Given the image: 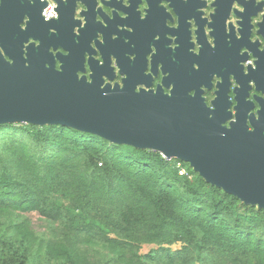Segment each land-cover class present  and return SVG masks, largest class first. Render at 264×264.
I'll list each match as a JSON object with an SVG mask.
<instances>
[{"label":"trees","instance_id":"1","mask_svg":"<svg viewBox=\"0 0 264 264\" xmlns=\"http://www.w3.org/2000/svg\"><path fill=\"white\" fill-rule=\"evenodd\" d=\"M33 214L55 226L47 236L34 230ZM144 246L159 248L143 255ZM204 256L205 264H264V210L159 152L61 125L0 126V264H197Z\"/></svg>","mask_w":264,"mask_h":264},{"label":"water","instance_id":"2","mask_svg":"<svg viewBox=\"0 0 264 264\" xmlns=\"http://www.w3.org/2000/svg\"><path fill=\"white\" fill-rule=\"evenodd\" d=\"M27 1L32 18L23 37L0 42V126L61 125L116 145L159 152L188 164L207 184L245 206L264 210V121L252 128L245 120L227 125L230 103L220 92L211 108L202 93L176 89L168 94L162 86L151 89L150 83L145 84L148 90H137L142 82L131 78L123 86L106 83L105 78L113 81L115 76L105 54L106 36L99 41L97 29L105 27L97 14H82L84 24L73 21L70 26L82 0H53L58 18L45 22L48 2ZM253 1L257 17L264 0ZM161 2L156 6L164 12ZM1 5L14 6L4 1ZM119 33L117 29L114 35ZM93 45L103 64L95 59ZM87 65L90 80L80 76Z\"/></svg>","mask_w":264,"mask_h":264},{"label":"flooded vegetation","instance_id":"3","mask_svg":"<svg viewBox=\"0 0 264 264\" xmlns=\"http://www.w3.org/2000/svg\"><path fill=\"white\" fill-rule=\"evenodd\" d=\"M2 1L14 6L4 7ZM148 3L152 5L145 21ZM87 12L97 14L105 27L97 29L98 37L101 43L103 34L107 38L105 54L115 76L113 81L105 78L106 83L123 86L131 78L142 82L137 90H148L145 84L150 83L151 89L162 86L168 94L176 89L202 93L211 108L220 92L230 103L227 125L245 120L252 128L264 121V11L254 17L255 1L82 0L68 25L84 24ZM31 18L27 0H0V42L22 38ZM95 59L103 64L99 51ZM91 74L87 65L80 76L90 80Z\"/></svg>","mask_w":264,"mask_h":264},{"label":"rangeland","instance_id":"4","mask_svg":"<svg viewBox=\"0 0 264 264\" xmlns=\"http://www.w3.org/2000/svg\"><path fill=\"white\" fill-rule=\"evenodd\" d=\"M31 219V223L32 226L34 228V230L36 231L37 234L41 235V236H47L50 232L51 229H53L55 226L52 225L50 222L43 220L42 218L39 217V215L37 214H33L30 216ZM158 246H144L143 249L141 250V254L143 255H148L151 252H153L154 250H158ZM172 249H181L182 245L181 244H177V245H173L171 246ZM203 263L199 262L197 264H205L207 263V257H203Z\"/></svg>","mask_w":264,"mask_h":264},{"label":"built area","instance_id":"5","mask_svg":"<svg viewBox=\"0 0 264 264\" xmlns=\"http://www.w3.org/2000/svg\"><path fill=\"white\" fill-rule=\"evenodd\" d=\"M42 1L48 2L47 7L43 11L44 19H46L48 21L56 19L57 18V12H56L57 4L55 3V1H53V0H42ZM179 168H181L180 175H183V176L188 175L186 169L181 167L180 164H179Z\"/></svg>","mask_w":264,"mask_h":264}]
</instances>
